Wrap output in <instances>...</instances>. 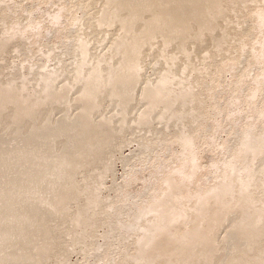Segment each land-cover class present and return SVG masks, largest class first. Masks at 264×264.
Wrapping results in <instances>:
<instances>
[{
	"label": "bare ground",
	"instance_id": "obj_1",
	"mask_svg": "<svg viewBox=\"0 0 264 264\" xmlns=\"http://www.w3.org/2000/svg\"><path fill=\"white\" fill-rule=\"evenodd\" d=\"M34 1L0 0V264H264V0Z\"/></svg>",
	"mask_w": 264,
	"mask_h": 264
},
{
	"label": "rangeland",
	"instance_id": "obj_2",
	"mask_svg": "<svg viewBox=\"0 0 264 264\" xmlns=\"http://www.w3.org/2000/svg\"><path fill=\"white\" fill-rule=\"evenodd\" d=\"M37 1V3H35V1H34V3H35V8H36V10L38 11H40V12H38V13H42L43 11H48V12H51V11H53L56 7L55 6H57L58 5V3H56V5H54V4H52V2H51V5L49 4V5H47L48 6V10L46 9L47 7L46 6H44L43 4H41V0H36ZM86 1H89V0H83V1H81V0H73L72 2L75 4V5H85V4H88V6H87V9H89V7H91V9H89V11H87L86 12V15H83V16H86L85 17V19H89V18H91L92 16H95L96 15V8L98 7V3L95 5L93 2H94V0H91V2H87L86 3ZM93 1V2H92ZM41 5V6H40ZM32 6H34V4H32ZM31 6V7H32ZM40 6V7H39ZM39 7V8H38ZM45 7V8H44ZM38 8V9H37ZM43 8V9H42ZM76 8H78L77 6H76ZM41 9V10H40ZM45 9V10H44ZM49 10H51V11H49ZM255 10V9H254ZM84 11V10H83ZM99 11V10H98ZM97 11V12H98ZM87 15H89V17H87ZM251 17L254 19V23H255V19H257V15H256V13H255V15H251ZM40 22H42V23H40V26L42 25V26H44V25H46V22H44L42 19H41V21ZM44 22V23H43ZM41 26V27H42ZM253 26H255V25H253ZM117 27L118 28H120V30H121V26H118L117 25ZM92 30V29H91ZM109 30H111L110 32H108V35H110L109 36V38H111V36L112 35H114L112 38H114L115 36H116V34L117 33H113V31H115V28H112V29H109ZM90 34V33H89ZM99 33H95V35H98ZM94 37V36H93ZM92 37V38H93ZM100 39V38H99ZM108 43V42H107ZM160 43H162V42H160ZM93 44L95 45V46H97V47H99L96 43H94V38H93ZM250 45L252 44V42L251 43H249ZM212 47V46H211ZM99 48H102V47H99ZM153 49H154V47H153ZM73 49H71V51H72ZM44 51V49H41V51H40V53L41 52H43ZM101 51V49H99V51L98 52H100ZM62 52H65V51H62ZM210 52H212V51H210ZM7 57L9 58V59H7ZM203 57H204V55H203ZM11 56H6L5 57V60L7 61V62H9L10 63V61L12 60L13 61V63L15 64L16 63V60L14 59V58H12ZM11 59V60H10ZM14 59V60H13ZM12 61H11V64H12ZM181 61V60H180ZM250 61L251 60H247V63L245 64V67H244V72H245V74L249 71V69L251 68V65H250ZM48 63H50V61H47ZM46 62V65H51V63L50 64H48ZM157 67H160L159 65L157 66ZM160 69V68H159ZM228 69L229 68H227L226 70H225V72H223V73H226L227 71H228ZM161 71V70H160ZM156 72V71H155ZM154 71H153V73H155ZM210 72V71H209ZM148 73H149V71H148ZM233 73V69H232V71L229 73V74H225L224 75V79H225V81L227 82V83H229V81H230V79H231V77H232V74ZM223 77V76H222ZM152 78V77H151ZM223 80V79H222ZM224 81V82H225ZM247 81H250V80H247ZM203 84V86H204V83H202ZM207 83H205V85H206ZM226 84V83H225ZM248 84L250 85L251 83H249L248 82ZM251 87H252V85H251ZM196 89H199V91H197V93L198 92H200L201 90H202V88L201 87H199L198 85L196 86ZM205 89L203 88V91H204ZM252 89H250L248 92H245V93H241V95H243V97H241V99L242 100H244L245 99V97H247V95H248V93L251 91ZM197 93H195V95H197ZM240 95V96H241ZM203 100H204V98H203ZM105 101H107V98H105ZM176 109H177V107H175ZM186 108V107H185ZM196 109H199V107H195ZM209 111H213V109H211L210 107H209V109L207 110V113H209ZM175 113H177V111H175ZM211 114H213V113H211ZM243 129L244 128H242V130L241 131H243ZM141 131H142V129H141ZM171 131H173V129H171ZM171 131H169V133H171ZM197 131H198V129H197ZM197 131H196V133H197ZM241 131H240V135H241ZM135 133H137V131H135ZM224 134V133H223ZM175 135V133H173V134H171V135H169V136H174ZM216 136H217V138L215 137V139L218 141V142H220V141H222V142H224L225 141V139L227 140V139H229V137H231V136H225V135H222L221 133H220V131H219V134H216ZM219 137V138H218ZM177 141H175V143H176ZM177 145H179V144H177ZM177 145H175V147H177ZM173 147H174V145H172V149H173ZM179 147H182L181 145H179ZM179 147H177V149H175L174 150V153H172V155L174 154V157H175V155H177V153L178 152H181V149H179ZM131 150H134V147H133V145L132 144H130V146H127V147H125L123 150H121L122 152L121 153H119V154H123V155H127V153H129V152H131ZM235 154V153H234ZM118 158V157H117ZM119 159V158H118ZM226 159H227V157H226ZM115 165H114V180L113 179H106L105 180V182H104V185H107V183H110L109 181H115V182H118V184L119 183H121V179H120V176L121 175H123V173H122V170H121V166H120V163L119 162H115L114 163ZM261 165H259V167H260ZM258 167V168H259ZM135 167H133L132 169H134ZM123 171H126V170H124L123 169ZM116 177V178H115ZM133 189H135L136 190V188L135 187H132ZM137 191V190H136ZM234 221H237V220H234ZM233 223V222H232ZM231 227H228L227 228V230H229ZM226 230V231H227ZM101 230L100 229H97V232L99 233ZM226 231H225V233H226ZM77 254L76 253H73V254H71V256H69L70 258H69V264H76V262H77V260H78V255L76 256ZM74 260V261H73Z\"/></svg>",
	"mask_w": 264,
	"mask_h": 264
}]
</instances>
